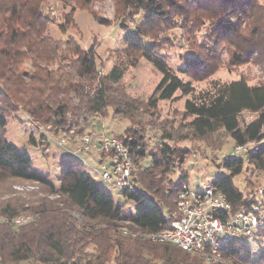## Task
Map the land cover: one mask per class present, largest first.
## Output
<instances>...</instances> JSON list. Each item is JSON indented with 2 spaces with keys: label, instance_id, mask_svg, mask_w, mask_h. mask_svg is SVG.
Instances as JSON below:
<instances>
[{
  "label": "trees",
  "instance_id": "obj_1",
  "mask_svg": "<svg viewBox=\"0 0 264 264\" xmlns=\"http://www.w3.org/2000/svg\"><path fill=\"white\" fill-rule=\"evenodd\" d=\"M47 1L0 0V185L7 179L32 182L54 195L23 203L9 199L0 206V264H207L199 255L174 244L122 232L125 227L143 232L168 227L167 214L175 207L180 185L188 182V174L175 183L167 178L175 160L185 162V150L163 143L151 165L139 166L136 189L122 191L126 200L135 202L133 209H126V204L117 202L81 160L68 153L60 160L58 182L42 173L27 150L7 139L8 116L22 108L67 136L80 135L70 137L77 141L89 132L85 124L91 116H106L111 108L113 116L128 119L130 127L110 133L102 124L98 132L130 140L140 161L146 155L140 110L154 115L159 102L173 99L178 91L191 95L185 101V114L191 118L184 139L212 140L215 133L224 131L236 145L259 142L258 149L225 157L223 165L228 172L218 174L213 181L234 210L249 211L259 201L246 196L234 177L243 172L246 162L264 171V79H214L209 87L196 91L191 80L179 74L204 79L223 66V57L208 60L201 54L188 56L184 66L175 70L162 52L164 45L158 36L162 26L174 18L190 26L201 19L209 20L212 36L207 47L213 57L225 49L232 65L256 62L264 66V0H118L128 11H142L143 16L132 29L125 28L122 52L128 55L127 60L117 59L104 75L94 47L84 49L71 38L65 42L52 38L53 17L46 12ZM58 1L62 8L70 7L64 21L58 23L66 32L77 8L97 0ZM101 21L110 23L107 18ZM141 58L162 73L147 101L133 97L122 85L127 68L136 66ZM27 63L31 70L24 69ZM246 111L255 114L249 122L243 118ZM163 138L173 136L165 132ZM30 140L36 144L34 136ZM70 210L77 211L80 218ZM24 211H31L35 218L21 225L4 221ZM97 222L101 227L95 226ZM260 232L259 240L264 244V229ZM223 258L227 264H264V250L255 257L252 246L232 240L224 246Z\"/></svg>",
  "mask_w": 264,
  "mask_h": 264
},
{
  "label": "rangeland",
  "instance_id": "obj_2",
  "mask_svg": "<svg viewBox=\"0 0 264 264\" xmlns=\"http://www.w3.org/2000/svg\"><path fill=\"white\" fill-rule=\"evenodd\" d=\"M69 10L70 7L59 6L58 0L47 1L46 12L53 17V23L50 24V35L53 39L65 42L71 38L84 49L94 47L101 75L109 72L117 59L127 60L128 55L122 52L125 46V28L132 29L142 19V11L139 13L130 12L118 0H97L91 6L77 8L74 22L69 25L66 32H62L58 23L64 21V14ZM102 18H107L110 22L109 25L103 24ZM211 28L212 23L209 20L201 19L195 26H190L184 25L181 18H174L162 26L158 40L164 45L162 52L175 70L184 66L188 56L196 58L198 54H201L208 60H217L221 56L224 59L223 66L208 77L195 80L191 76L188 77L186 74L180 73L179 75L184 80H191L196 91H199L209 87L214 79L230 81L241 76L249 79L250 82H256L260 78L264 79V66L261 63L248 62L232 65L225 49L213 57L207 47L211 43ZM30 68V63L25 64L24 69L31 70ZM161 79V71L146 58H141L136 66L127 68L122 85L133 97L147 101ZM189 97L191 95H182L178 91L173 99L160 101L159 109L154 115L145 114L143 108L140 110L138 119L145 124L140 132L144 136L146 155L137 161V169L140 168L139 166L151 165L154 154L159 153L163 143H167L185 150L186 153L185 162L181 163L179 160H175L174 167L167 178L168 181L175 183L180 180L181 175L187 173L190 185L199 187L209 184L218 174L228 172V169L223 165L224 158L234 154L236 144L233 138L224 131L215 133L212 140L191 137L184 139L182 136L188 132L187 124L191 118L185 114V101ZM29 115L22 108L9 113L6 137L19 148L27 150L32 157L33 165L42 173L50 175L54 182H58L60 160L67 155L66 149L59 144V141L62 137L70 139L71 136L73 137V133L67 136L63 130L42 124L31 117L32 122ZM254 117L255 114L251 112L243 113L246 122L251 121ZM102 124L104 129L110 133L124 132L131 125L126 118H115L110 108L106 116H91L89 122L85 124V126L87 125L86 132L101 131ZM165 132L171 134L173 139H164ZM31 136L36 139V144L31 143ZM78 137L80 135L73 139ZM94 157L85 155L87 160L99 167ZM245 165L243 172L234 177V183L246 196L258 199L260 209L264 211V171L247 162ZM92 176L114 195L117 202L125 203L126 209L134 208L135 202L126 200L119 188L106 184L96 174L92 173ZM44 196L54 197V195L42 191L36 183L7 179L0 185V206L9 199L14 203H23L25 200L30 201L33 198ZM70 211L80 218L77 211ZM22 214L31 215L30 221L35 218V214L31 211H24ZM81 221L83 220L81 219ZM94 224L97 228L102 225L98 222ZM259 239H255L257 241L251 238L244 239L248 245L253 247L255 257H258L264 250V244ZM20 264L40 263L25 261Z\"/></svg>",
  "mask_w": 264,
  "mask_h": 264
},
{
  "label": "built area",
  "instance_id": "obj_3",
  "mask_svg": "<svg viewBox=\"0 0 264 264\" xmlns=\"http://www.w3.org/2000/svg\"><path fill=\"white\" fill-rule=\"evenodd\" d=\"M29 118L33 122L30 115ZM59 144L106 184L121 191L136 189L137 151L130 140L105 132L89 131L77 141L62 137ZM258 147L257 141L237 144L232 155H240ZM85 155L95 156L99 167L87 160ZM213 181L199 187L186 181L181 183L175 207L167 214L169 225L166 229L143 232L125 227L122 232L153 242L174 244L199 255L207 264H227L223 258V248L228 242L262 237L259 233L264 229V211L260 209L259 202L249 211L234 210L227 195ZM31 219V215L21 214L11 219L4 218V221L21 225Z\"/></svg>",
  "mask_w": 264,
  "mask_h": 264
}]
</instances>
